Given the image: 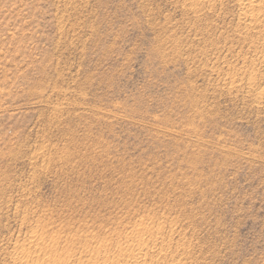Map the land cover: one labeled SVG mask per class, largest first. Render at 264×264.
Returning <instances> with one entry per match:
<instances>
[{
    "label": "rangeland",
    "instance_id": "374dc122",
    "mask_svg": "<svg viewBox=\"0 0 264 264\" xmlns=\"http://www.w3.org/2000/svg\"><path fill=\"white\" fill-rule=\"evenodd\" d=\"M257 2L0 0V264H264Z\"/></svg>",
    "mask_w": 264,
    "mask_h": 264
},
{
    "label": "bare ground",
    "instance_id": "6f19581e",
    "mask_svg": "<svg viewBox=\"0 0 264 264\" xmlns=\"http://www.w3.org/2000/svg\"><path fill=\"white\" fill-rule=\"evenodd\" d=\"M256 4H258L257 0H241V8L243 10H249L250 8L254 7ZM245 14V13H244ZM263 94H261L262 96ZM44 250V247L42 248ZM45 251V250H44ZM50 251L51 253L53 252V250H48ZM45 254V253H44ZM50 255V254H49ZM48 255V257H49ZM52 257V255H51ZM128 263L127 264H140L141 263V260L140 258H130V260L127 261Z\"/></svg>",
    "mask_w": 264,
    "mask_h": 264
}]
</instances>
